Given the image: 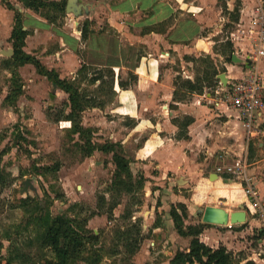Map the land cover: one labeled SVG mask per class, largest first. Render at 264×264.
<instances>
[{
    "label": "rangeland",
    "instance_id": "374dc122",
    "mask_svg": "<svg viewBox=\"0 0 264 264\" xmlns=\"http://www.w3.org/2000/svg\"><path fill=\"white\" fill-rule=\"evenodd\" d=\"M7 1L13 8H6L4 2L0 1L6 9L3 11L0 7V264H12L7 260L16 253L28 260L24 264H55L52 263L55 261V253L50 247L43 245L41 236L47 217L59 214L67 216L75 232L84 236L85 247L81 255L68 264H170L178 247L188 246L190 243L192 235L184 232L188 231L190 225L198 226L202 222L199 209L207 204L222 206L229 212L245 209L249 218L256 217L260 221L257 227L243 234H235V231L248 225L247 221L246 224L238 222L241 224L239 228L205 223L199 238L213 248L219 244L225 245L234 259L241 263L251 259L254 264H264V235L262 238L260 232V229H264V145L259 144L263 136L249 137L242 124L233 120L226 121L227 117L220 112L222 115L210 124V132L216 133V136L208 137L209 147L197 148L194 156L199 162L204 161L200 173L195 172L196 175L187 180L183 177L175 181L174 178H168L177 176L172 171L163 179H146L143 170L137 164L131 165L129 162L134 184L130 189H126L127 186L119 188L115 184L117 177L113 154L101 149L102 144L110 139L107 135L98 133L91 119L92 112L95 111L85 108L80 113V123L91 129L89 135L82 134L80 137L79 132H74L66 122L61 125L55 121L60 110H68V93L54 86L31 63L17 67L20 75L17 82L21 84V93L15 104L5 100L14 86L12 68L6 67L2 61L13 55L9 39L14 24L13 16L15 11L20 12L22 18L28 13L21 0ZM115 1L117 0H79L91 3V6L89 13L77 16L66 11L67 14H60L49 5L41 9L56 15L53 25L69 33L75 29L81 32L84 21L88 19L89 33L93 35L96 46L101 44L98 36L106 35L107 41L102 42L103 47L100 46L106 52L91 53L92 50L85 45L79 32L74 62L70 56L62 59V48H67L68 52L70 50L68 46L60 44V33L41 27L29 32L23 47L30 54L39 56L47 66L60 61L70 70L80 68L83 64L80 65L81 60L89 62L91 67L87 69L86 77L76 79V83L81 92L86 96L96 97L104 106L113 105V83L120 74L114 70L111 77L105 72V80H108L109 85L105 82L101 87L98 85L99 81L91 82L89 78L96 73L98 67L95 63L104 61L105 54L114 50L113 41L117 36L115 26L121 19L115 12ZM251 1L254 7L256 2ZM219 4L223 8V14H227V0H218ZM234 5L242 7V0H234ZM30 10L40 20L46 19ZM249 12L253 20V10ZM145 13V10L138 12L141 16ZM138 14L134 17H138ZM129 18L131 16H128V21ZM250 23L252 22L248 21ZM30 25L33 27L36 23L32 22ZM236 27V22L230 21L223 26V32L215 35L203 32L196 40V52L183 56L185 70L180 58L175 61L182 77L185 74L199 77L203 75L204 69H209L208 64L216 66L218 80L214 85L205 86L203 91L209 92L215 102L221 103L222 109L225 108L226 89L220 88L225 83L219 74H226L229 70H245L248 65L253 69L256 65L257 71L264 74V58L256 63L239 52L242 55H238L239 62H232L226 52L221 54L223 50H229L227 41L231 40L227 35L229 30ZM249 29V32L255 31L252 26ZM129 32L132 30L129 29ZM232 49V55L237 56L236 48L232 46ZM224 62L228 66H235L228 68ZM71 75L73 74L65 77ZM241 76L244 75L240 73L237 77ZM122 80L131 84L133 79L125 74ZM204 84L207 85V80ZM184 97L188 98L187 95ZM96 112L98 118L95 121L99 122V115L104 111ZM116 122L131 125L134 124V119L120 118ZM138 134L136 131L128 138L116 141L121 145L119 151L130 161L134 159V138ZM145 134L146 131L140 135V142ZM238 158L246 163L248 181L238 177L237 172L225 170L226 166ZM218 166L221 169H217ZM152 173L159 175L157 169ZM224 173L229 176L227 180L223 179L226 178L222 176ZM138 174L145 178L141 185L137 184ZM246 186L253 189L257 200L262 204V210L251 205ZM232 190L240 191L239 200H234L236 194ZM172 209L180 215L183 233L176 227L170 213ZM91 233L98 236L93 242L89 238ZM17 260L13 259L14 262Z\"/></svg>",
    "mask_w": 264,
    "mask_h": 264
},
{
    "label": "crops",
    "instance_id": "0c3cea01",
    "mask_svg": "<svg viewBox=\"0 0 264 264\" xmlns=\"http://www.w3.org/2000/svg\"><path fill=\"white\" fill-rule=\"evenodd\" d=\"M233 1L227 0V10L233 9ZM257 1L255 0L256 3ZM251 2V0H242V7L239 8L237 21H233L228 13L223 14V8L220 4L218 5V0H117L114 2V5H116L115 12L121 17L120 22L115 26L117 36L113 41L114 50L107 55L105 54L104 61L95 64L100 68L110 67L117 74H120V77L116 76L113 83L116 102L113 101L114 103L112 102L113 105L111 106L100 105L86 108L95 111L92 112L91 119L98 133L107 135L111 141L128 138L131 133L136 131L139 133L134 138L136 143L135 155L130 164H137L143 170L146 179L148 177L163 179L169 171L176 173V177H168L170 179L174 178V181L175 179L180 180L181 177L187 180L189 177L195 176V172L200 173V169L202 170L204 165V161L199 162L195 159L196 157L194 158L197 148L209 147L210 138L208 137L211 135L216 136V133L211 134L210 132L211 122H214L216 117L224 114L227 117L226 121L233 120L242 124L235 118L234 112L226 102L224 103L225 108L222 109L221 103L215 102V98L209 92H191L184 88L179 89L178 96L174 98L175 79L177 75H180L179 69L175 66V61L180 58L182 68L185 70L186 65L183 56L196 52L197 38L207 31L208 34L212 33V35L223 32V26L230 21L236 22L237 27L229 30L227 38L231 40L233 47L236 48L237 58L242 57L239 52L246 55L253 41V35H251L252 32H249V27H256L252 16H250L251 12H249L254 8ZM108 4L110 3L108 2ZM3 5L0 3V7L4 11L6 9L3 8L5 6ZM27 10L26 18H22L24 28L29 29V27H32L30 23L33 22L36 25L32 29L30 28V32L33 29L39 30L40 27L59 32L60 44L65 47L68 46L70 50L68 52L67 48H62V59L70 56L72 57L71 61L74 62V56L77 55V42L80 31L75 29L74 32H66L46 19L40 20L38 16L29 12V8ZM141 10L146 11L144 16L138 14ZM137 14L138 17H134ZM128 16H131L129 21ZM248 21L252 23L248 24ZM129 29L132 32H129ZM231 32L247 33H234L232 36ZM92 36L89 33L85 39V45L89 47V50H92L91 53L106 52V49L100 47L102 42L107 41L106 35L100 34L98 36L101 42L99 46L94 44ZM35 56L42 61L39 56ZM232 62L239 61L232 59ZM82 63L89 64L85 60H81L80 65ZM43 64L46 65L44 62ZM224 64L228 68L235 66L234 64L228 66L226 62ZM46 67L54 68L60 77L70 74H73L70 76L73 77L78 69L70 68L68 70L69 67L64 66L60 61L50 66L46 65ZM248 71H250L249 65L245 70L236 72H230L229 70L225 74L226 83L233 78L244 77ZM129 72L134 73L136 79L132 80L131 84L121 87L119 81L125 82L122 79ZM240 73L244 76L237 77ZM70 77L67 76V78ZM183 78L195 80L196 76L194 78L191 74H185ZM185 95L188 98L184 97ZM96 110L104 111L99 115V122L95 121V118H98L96 117L98 116ZM185 116L193 119L187 126V137H177L179 126L174 122V118L182 120ZM120 118L134 119V124L117 123L116 119ZM258 120L263 130V133L258 135L263 136V140L259 144L264 145V110ZM144 131L147 134L143 136L144 139L140 142V135ZM154 169L158 170L159 175L152 173ZM246 221L248 225L235 231V234L249 233L250 230L257 227L260 220L256 217L249 218L247 213ZM240 225L239 223H233L229 226L239 228ZM261 259L263 258H259V260Z\"/></svg>",
    "mask_w": 264,
    "mask_h": 264
},
{
    "label": "trees",
    "instance_id": "16d2710c",
    "mask_svg": "<svg viewBox=\"0 0 264 264\" xmlns=\"http://www.w3.org/2000/svg\"><path fill=\"white\" fill-rule=\"evenodd\" d=\"M4 2V5L9 8H13L7 0H0ZM23 6L29 9H32L34 12L39 13L41 16L46 18V20L50 23H54L56 19V15L50 14L49 12H43L41 9L46 6H51V8H55L58 12L65 15V6L67 0H53L50 2L44 0H21ZM54 6V7H53ZM226 9V8H225ZM226 12L229 14L230 18L233 21H237L239 18V7L234 5L232 10H227ZM89 20L86 19L84 21L83 26L81 27V38L85 40L89 35L88 28ZM30 30L28 28H24L23 19L21 13L15 11L14 14V24L11 28L9 39L13 48V55L11 58H3V64L6 67L12 68V88L10 92L5 97L10 103L15 104L18 95L21 93V84L17 82L20 80V75L17 71V67L23 65L25 63H31L35 66V69L38 73L44 74L54 86H57L68 93L67 107L68 110H60L58 116L55 121L60 122L61 125L69 124L72 127L74 132H79L80 137L82 134L89 135L91 132L90 128L84 127L80 123V113L89 106H102L99 101L96 100V97L86 96L84 92H81L80 86L76 83V79H83L87 75V69L91 67V64L83 63L80 68H78L76 74L73 77H60L59 73L54 68H48L44 65L34 54H30L24 50L25 39L29 34ZM229 44V50H223L221 52L222 55L228 54V59H232L233 53V43L227 41ZM226 52V53H225ZM191 59V58H190ZM209 69H204L202 71V76H196L195 80H190L188 78H183L181 75H177L175 79L176 89L174 91V98L177 97V93L179 89L186 88L191 92H202L205 86L214 85L215 81L218 80L217 73L218 70L214 64H208ZM95 75L89 78L91 82H95L99 80V87L103 86L105 82L108 83V80H105L106 73L113 77L114 70L110 67H98L95 71ZM106 72V73H105ZM81 76H77V75ZM130 78L133 80L136 79V75L132 72L128 73ZM207 80V85L204 84V81ZM119 85L121 87H125L127 85L126 82L119 81ZM263 101H264V91H263ZM192 117L185 116L182 120H178L174 118V122H176L179 126V131L177 133V137H187V126L192 122ZM139 145V144H138ZM121 145L119 142L107 140L102 144L101 149L105 152H112L113 160L116 165V185L119 188L122 186H127L126 189H130L134 184V180L131 179L134 177L132 170L130 168V160L126 158L121 151H119ZM251 148V146H250ZM252 149V148H251ZM57 167L55 166V169ZM139 180H137V184H140L144 181V177L141 174H138ZM223 178L227 180L229 178L225 173L222 174ZM126 180L128 183H126ZM233 185H235L233 183ZM239 190V189H238ZM232 190L236 194V198L234 200H239L241 195L240 191ZM231 191V193H232ZM185 207V206H184ZM171 215L176 223V227L180 233H183L181 226V218L178 212L175 209L171 210ZM245 223V222H244ZM205 225L204 222L198 224V226L190 225L187 232L185 234L192 235L190 243L188 246L178 247L175 254L170 259V264H254V261L251 259L245 260L243 263L240 260H235L232 252L223 244H219L217 247L213 248L206 243H204L200 238L199 234L202 232V227ZM243 225V224H242ZM261 237L263 238L264 229H260ZM84 236L75 232V230L69 224V218L64 215H56L53 217H47L45 221V227L41 236V241L43 245L50 247L55 253V261L52 263L55 264H68L75 258L81 255L82 249L85 247V243L83 242ZM90 241L93 242L98 238L97 234L91 233ZM20 253L14 254L10 257L7 262L15 263V264H24L25 260L21 258ZM13 259H18L16 262Z\"/></svg>",
    "mask_w": 264,
    "mask_h": 264
},
{
    "label": "built area",
    "instance_id": "2783aa9c",
    "mask_svg": "<svg viewBox=\"0 0 264 264\" xmlns=\"http://www.w3.org/2000/svg\"><path fill=\"white\" fill-rule=\"evenodd\" d=\"M253 22L255 23L252 32L253 41L251 42L250 50L246 53L245 57L258 62L259 59L264 57V2L258 0L253 8ZM243 34L247 32H231ZM226 89L225 102L234 111V116L245 127L248 136L253 138L263 133L260 126L258 117L264 110L263 91H264V75L255 69L250 67V71L241 78H233L229 83H225L220 87ZM217 169H221L220 166ZM226 171L237 172L238 177H242L243 180L248 181L246 171V163H242V159L238 158L225 168ZM240 170V172L238 171ZM248 198L251 205L256 209H261L262 204L257 200V196L250 186H246ZM262 210V209H261Z\"/></svg>",
    "mask_w": 264,
    "mask_h": 264
},
{
    "label": "water",
    "instance_id": "95a60500",
    "mask_svg": "<svg viewBox=\"0 0 264 264\" xmlns=\"http://www.w3.org/2000/svg\"><path fill=\"white\" fill-rule=\"evenodd\" d=\"M91 3L79 2V0H67L65 11L72 12L76 16L82 13L90 12ZM232 59L238 61L239 58L235 54L232 55ZM221 80L226 83V76L224 73L219 74ZM201 221L204 223L213 224H226L229 221L231 223L245 222L247 211L245 209L232 210L231 212L226 211L225 208L215 206L213 204H207L204 208H200Z\"/></svg>",
    "mask_w": 264,
    "mask_h": 264
},
{
    "label": "bare ground",
    "instance_id": "6f19581e",
    "mask_svg": "<svg viewBox=\"0 0 264 264\" xmlns=\"http://www.w3.org/2000/svg\"><path fill=\"white\" fill-rule=\"evenodd\" d=\"M213 205H215V204H213ZM215 206H219V205H215ZM220 207H222V206H220ZM224 208V207H223ZM226 209V211H228L229 212V210L227 209V208H225ZM246 219H247V215H246ZM231 224H233V223H231L230 221L228 222V223H226V224H224V225H231Z\"/></svg>",
    "mask_w": 264,
    "mask_h": 264
}]
</instances>
